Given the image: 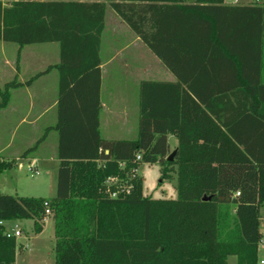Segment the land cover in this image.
<instances>
[{
	"label": "trees",
	"instance_id": "1",
	"mask_svg": "<svg viewBox=\"0 0 264 264\" xmlns=\"http://www.w3.org/2000/svg\"><path fill=\"white\" fill-rule=\"evenodd\" d=\"M178 77L143 80L135 139H105L102 34L106 2ZM0 41L59 43L60 60L10 90L59 71L57 194L0 192V221H55V264H258L264 204V4L224 0H0ZM20 57V55H19ZM230 76H229V74ZM169 134L179 144L169 159ZM37 145L25 150L30 155ZM108 151V152H107ZM137 154L142 159L137 161ZM142 162L177 168L178 198L105 192L109 176ZM124 163V165H122ZM12 161H1L8 168ZM240 192L237 195V192ZM17 238L0 224V264L16 262Z\"/></svg>",
	"mask_w": 264,
	"mask_h": 264
},
{
	"label": "rangeland",
	"instance_id": "2",
	"mask_svg": "<svg viewBox=\"0 0 264 264\" xmlns=\"http://www.w3.org/2000/svg\"><path fill=\"white\" fill-rule=\"evenodd\" d=\"M232 1V0H229ZM249 1V0H241ZM254 0H252L253 2ZM264 4V0L261 1ZM108 18L110 20V13L115 12L109 5ZM110 30V27L108 28ZM102 57L107 59L109 54L108 38H104ZM127 40V37H126ZM130 40V39H129ZM125 41V38H124ZM5 43V44H3ZM5 45V46H3ZM19 45L15 42L0 41V89L3 90L5 83L12 80L16 75L17 61L20 55V77H30L35 72L46 68L50 64L57 63L60 60L59 43H36L25 46L21 53H19ZM131 48L122 52L114 64L127 62L131 53ZM129 54V56H128ZM114 69V68H113ZM117 68L112 72L110 66L105 68V78L103 86L104 96L113 91L120 89L123 91L128 85L127 82L121 81L118 84ZM149 78V77H146ZM130 92L129 108L131 114L135 107L133 100L134 86L132 83ZM36 86L33 88V93L36 91L45 92L46 112L41 116L39 121L33 125L26 123H19L20 113H24L30 103L27 94H22L19 101L22 102L21 109L14 111L13 109H2L0 112V146L10 143V146L5 150V154L14 150L21 149L23 152L28 148L37 145V142L42 139L38 147L27 157H58V141L59 135L54 126L58 120L57 106L54 105V100L59 93V71L58 69L51 70L47 76L41 78ZM2 100L0 94V102ZM136 99V106L137 101ZM35 112V111H34ZM131 115V122L133 121ZM131 125V124H130ZM139 125L135 129H120L116 126H108L105 122L102 124L101 132L103 138H134L138 134ZM4 154V153H3ZM50 165H43L39 167L40 173L33 174L29 171V162L17 163V173L14 169H7L6 172H0V184L3 186L0 191L12 195L25 196H56L57 194V170ZM163 165L160 162H142L137 168L138 176L143 179L144 196H151L155 199H176L178 198L177 187V168L170 172L169 177H163ZM20 176L21 184L16 187L17 177ZM15 176V177H14ZM53 215V214H51ZM261 215V230L264 234V204L260 207ZM15 224H19L22 229V236L17 238L18 244L23 248H18L16 253V264H55V229L54 223L48 222L46 228L42 233H36L34 230L33 219H20L7 221L6 227L13 229ZM264 239V238H263ZM228 264H237V256L231 255L228 258Z\"/></svg>",
	"mask_w": 264,
	"mask_h": 264
},
{
	"label": "crops",
	"instance_id": "3",
	"mask_svg": "<svg viewBox=\"0 0 264 264\" xmlns=\"http://www.w3.org/2000/svg\"><path fill=\"white\" fill-rule=\"evenodd\" d=\"M2 1L5 3V5L8 6L14 0H2ZM195 1L196 0H186L187 3H194ZM105 2H106L105 29L102 34L101 57H102L103 43L105 40L104 39L105 34H106V37L108 38L110 51H109V54L106 60L105 58L102 57V87H101L102 110L100 114V129L104 122L108 126L113 125L120 129L121 128L122 129H128V128L135 129L136 125L137 124L139 125V121H140V85H141V82L143 80L174 82L178 80V77L171 69H169L163 63V61L159 57H157L153 53V51L147 46V44L133 31V29L123 20V18H121V16L115 10H114L115 12L110 13V20H109L107 9L109 5L111 6V4L108 1H105ZM251 2L252 0H249V1L224 0V4H229V5L248 4ZM109 27H110V30H108ZM126 37H127V40H126ZM124 38H125V41H124ZM129 48H131V51H132L131 52L132 54L130 56L128 54L129 56L128 58L130 59H128V61L125 63L122 62V63L114 64V62H116L118 58L122 55V52L128 50ZM263 50H264V46H263ZM107 66H110L111 72L115 68H117V72H121L117 74L116 76L117 79L112 77L113 80H115L118 84H120L121 81H124V82H127L128 85L126 86V89H124L123 91H121L120 89H117L116 92L113 91L110 94L107 93V95L104 96L103 86H104V78H105V68ZM19 67H20V57H18V61H17L18 71L16 75L14 76V78H17L19 81L24 82L27 79H29L31 76L30 77H24V76L20 77ZM47 67L35 72L33 75H35L38 72L45 71ZM53 69L55 68H52L51 70ZM50 71L45 72L41 76L37 77L33 81V83L30 85H23L17 88H12L10 90V100L7 106L5 107L6 109L10 108V109H13L14 111L21 109V107L23 106H22V102L19 101V97L21 96L23 97L22 94L24 93L27 94L26 95L27 98L31 100L26 111L24 113H20L21 115H20V118L18 119L19 123H22V124L26 123L28 125H33L37 123L39 119L41 118V116L46 112L47 108H46V103H45V92L36 91V93H33L32 90L36 86L35 84H37V82L41 78L47 76V74ZM146 77H149V78H146ZM262 80L264 82V58H263ZM130 83H132L134 86L133 100L135 102V107L132 111L133 114H131V110L129 108V104L131 100L130 92H129V90L131 89ZM136 99H138L137 106H136ZM57 101H58V97L55 98L54 103H53L56 106H57ZM131 115L133 117L132 122H131ZM138 131H139V128H138ZM137 136L138 134L136 135V137ZM136 137L134 138H107V139H135ZM168 138H169L171 152L176 151L178 144H179L178 138L176 137L175 134H169ZM9 146H10V143L0 146V162L1 161H12V164L8 168H1L0 172H6L7 169H14L15 173H17V170L19 168L17 167V163L18 162L23 163L27 159L29 163L31 162V163L36 164L38 170L40 169L39 167L41 166V164L50 165V166H52L53 164V167L57 169L55 171H57V179H58V168H59V163H60V160L58 157H54V156L53 157L51 156L50 157H38V156L22 157L23 150L21 149L14 150V151H11L5 154V150ZM39 173H40V170H39ZM16 177H17L16 187H19V185L21 184L19 180L20 176L16 175ZM56 184H57V180H56ZM2 186L3 185L0 184V188ZM42 197H47V196H42ZM51 197H54V196H51ZM51 197H47V198H51ZM52 221L55 225L53 215L50 214L45 219L44 229L46 228L47 223L52 222ZM260 226H261V217H260ZM261 232L263 233L262 230ZM263 238H264V234H263Z\"/></svg>",
	"mask_w": 264,
	"mask_h": 264
},
{
	"label": "built area",
	"instance_id": "4",
	"mask_svg": "<svg viewBox=\"0 0 264 264\" xmlns=\"http://www.w3.org/2000/svg\"><path fill=\"white\" fill-rule=\"evenodd\" d=\"M262 0H254L253 2L261 3ZM142 159L141 154H137L136 160L139 161ZM124 165V163H122ZM138 167H134L130 173L126 177L120 176V175H112L109 176L106 181H105V192L113 198H118L120 196H125L128 194H131L135 188V178L138 176L137 172ZM29 171L32 172L33 174H38L39 170L37 168V165L34 163H29ZM240 192H237V195H239ZM47 208H46V214L47 216L52 214V211L50 209L48 202L45 203ZM7 221H0V224H3L6 226ZM6 233L9 236H14L18 238L19 236H22V229L19 224H15L13 229H8L6 227ZM259 259H258V264H264V239L260 241L259 244ZM9 264H16L15 263H9Z\"/></svg>",
	"mask_w": 264,
	"mask_h": 264
},
{
	"label": "water",
	"instance_id": "5",
	"mask_svg": "<svg viewBox=\"0 0 264 264\" xmlns=\"http://www.w3.org/2000/svg\"><path fill=\"white\" fill-rule=\"evenodd\" d=\"M108 152V151H107ZM174 155H175V151L171 152L170 156H169V159L172 160L174 158Z\"/></svg>",
	"mask_w": 264,
	"mask_h": 264
}]
</instances>
